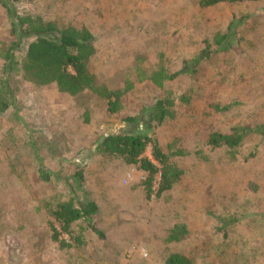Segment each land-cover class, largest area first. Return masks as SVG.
I'll use <instances>...</instances> for the list:
<instances>
[{"label": "rangeland", "instance_id": "rangeland-1", "mask_svg": "<svg viewBox=\"0 0 264 264\" xmlns=\"http://www.w3.org/2000/svg\"><path fill=\"white\" fill-rule=\"evenodd\" d=\"M14 7L59 26H86L97 38L90 70L110 89L127 79L134 88L113 114L91 91L71 96L54 83L24 80L20 64L11 71L16 103L0 112V264H164L173 252L194 264H264V0L208 8L198 0H20ZM11 29L0 2V86L8 75L3 55L17 39ZM31 39L15 47L18 63ZM160 65L180 73L164 89L140 79ZM168 93L175 117L153 123L151 134L165 152L184 151L174 158L184 174L147 199L146 173L96 145ZM241 125L251 132L234 154L207 144L210 133ZM39 159L59 178L42 181ZM77 165L86 177L81 196L97 203L93 222L104 237L81 221L73 228L84 243L61 248L46 204L73 194L68 177ZM178 223L188 235L167 242Z\"/></svg>", "mask_w": 264, "mask_h": 264}, {"label": "trees", "instance_id": "trees-1", "mask_svg": "<svg viewBox=\"0 0 264 264\" xmlns=\"http://www.w3.org/2000/svg\"><path fill=\"white\" fill-rule=\"evenodd\" d=\"M19 1L0 0L11 17L12 36L17 38L3 55L6 61L5 73L8 75L0 86V112L6 111L16 103L8 78L11 71L17 70L20 64L24 80L38 86L54 83L59 91L76 97L85 91H91L107 101L110 113H119L123 107L124 95L134 88V81L127 79L123 88L110 89L90 70V61L97 53L96 36L86 26L76 27L72 24L59 26L56 21L45 20L41 16L19 14L14 7ZM236 1L238 0H198V4L201 8H208L222 2ZM23 37L32 39L27 43L25 56L18 63L14 50ZM223 40L224 35L216 37V43L219 45ZM140 72L143 74V71ZM179 74L160 65L147 76L140 75V79H149L155 86L164 89L165 84L174 81ZM179 99L189 102L187 95H182ZM175 102L176 100L168 93L147 108L146 117L145 115L126 116L123 119L126 127L106 134L96 145L98 152L120 158L146 173L142 185L147 199L152 198L153 195L160 196L170 190L184 174V170L174 160L175 156L183 155L184 151L176 149L165 152L151 134L153 123H162L166 119L175 117ZM141 124L146 128L140 127ZM250 132L248 126L242 125L232 128L229 133L215 131L208 135L207 144L211 149L227 148L234 154ZM149 146H151L152 158L146 155ZM39 161L38 173L42 181L48 182L52 178H59V173L50 171L41 159ZM158 175V188L155 189ZM68 178L69 188L73 194L67 199L54 196L46 204L54 218V222H50L51 238L61 248L84 243V239L76 235L73 228L81 221H87L96 234L104 237L93 222V217L99 209L97 203L89 194L81 196L82 192L86 191L83 168L77 165L75 172ZM188 233L186 224H175L169 230L166 241L180 242ZM65 235L68 238L64 237ZM164 264H194V262L183 253L173 252L167 256Z\"/></svg>", "mask_w": 264, "mask_h": 264}]
</instances>
